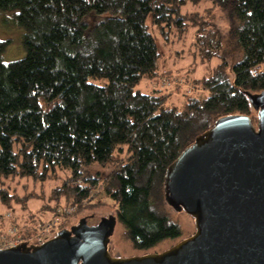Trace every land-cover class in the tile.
<instances>
[{
    "label": "trees",
    "instance_id": "trees-1",
    "mask_svg": "<svg viewBox=\"0 0 264 264\" xmlns=\"http://www.w3.org/2000/svg\"><path fill=\"white\" fill-rule=\"evenodd\" d=\"M0 13L23 32L25 52L5 64L11 42L0 41V224L26 236L66 217L65 228L108 199L103 217L140 255L189 237L165 201L164 174L218 118L243 114L256 126L247 93L264 92V0H0ZM148 18L166 42L193 29L194 56L219 63L199 79L163 73ZM163 75L182 104L159 88ZM142 81L157 88L142 92ZM93 166L112 169L91 175ZM90 214V225L102 218Z\"/></svg>",
    "mask_w": 264,
    "mask_h": 264
},
{
    "label": "water",
    "instance_id": "water-1",
    "mask_svg": "<svg viewBox=\"0 0 264 264\" xmlns=\"http://www.w3.org/2000/svg\"><path fill=\"white\" fill-rule=\"evenodd\" d=\"M247 115L218 118L167 168L169 207L193 221L194 233L160 253H111L116 221L85 219L40 245L0 250V264H264V92L247 93Z\"/></svg>",
    "mask_w": 264,
    "mask_h": 264
},
{
    "label": "rangeland",
    "instance_id": "rangeland-1",
    "mask_svg": "<svg viewBox=\"0 0 264 264\" xmlns=\"http://www.w3.org/2000/svg\"><path fill=\"white\" fill-rule=\"evenodd\" d=\"M209 6V3H200L198 5H190L188 4L184 11H190V12H202L206 7ZM186 11V12H187ZM146 25L148 27V31L150 34L153 35V37L156 40V44L158 47V51L162 54L161 60L165 61L164 66L165 69L163 70V73L166 70H170V72H173V76H178L181 74H188L187 76L190 79H199L203 76L208 75L211 70L219 63L218 59L214 58L209 63H201L199 58L197 56H194V49L192 48V42H193V29H189L187 34L178 41H174L176 39V36L173 35L170 37V41L166 42L164 41L160 36H158V31L151 26L149 18L146 21ZM219 30L222 33H225L226 38V46H229L228 44V34L227 32V26L226 23L221 20L218 25ZM18 29V28H17ZM13 27V23L11 20V17L7 13H0V41H10V47L8 50L3 54L2 56V62L7 64L9 62L21 60L25 57V52L22 48L21 40H22V34L23 32L21 30H17ZM234 52V51H233ZM168 76L163 75L162 78H166ZM161 78V79H162ZM184 85V88L189 89V86ZM182 85V87H183ZM166 86V85H165ZM157 88L154 84H149L147 81H142L140 85L138 86V90L142 92H149L152 89ZM159 88L167 90L171 96L170 101L180 105L183 103L182 93H175V90L168 89L166 87L160 86ZM190 90L196 95L201 98L205 92L203 90H194L190 88ZM111 167H100V166H93L90 170L91 175L98 174L99 176H105L111 171ZM51 186H47V190L50 189ZM106 203L104 207L97 208L96 210H92L95 212V215L98 217L107 216L111 212V204L112 202L108 199H105L103 201ZM39 202H34L31 204L33 207V210H37V207L39 206ZM86 212L84 215L78 214L75 217H73L70 220L69 225H67L65 228H70L71 226L77 224L79 220H81L83 217L90 216V212ZM44 215V214H42ZM92 216V215H91ZM47 218V215H45L44 220ZM175 221L181 226L183 231V236H191L194 233V226L193 221L186 216L185 214H177L174 215ZM48 220V218L46 219ZM68 222V221H67ZM62 228V229H65ZM174 245V242H164L152 249L149 253H160L164 250L169 249ZM111 251L113 255H117L119 257L127 258L131 256H137L141 253L133 251L129 244L123 240L122 234L119 228L115 229V232L111 238Z\"/></svg>",
    "mask_w": 264,
    "mask_h": 264
},
{
    "label": "built area",
    "instance_id": "built-area-1",
    "mask_svg": "<svg viewBox=\"0 0 264 264\" xmlns=\"http://www.w3.org/2000/svg\"><path fill=\"white\" fill-rule=\"evenodd\" d=\"M161 86L170 89L172 83L169 78L161 79ZM166 85V86H165ZM68 218L56 217L46 220L39 225L36 230L26 236L17 234L13 227L5 224H0V250L9 249L20 244L26 245H40L47 240L53 238L55 234L67 223Z\"/></svg>",
    "mask_w": 264,
    "mask_h": 264
},
{
    "label": "flooded vegetation",
    "instance_id": "flooded-vegetation-1",
    "mask_svg": "<svg viewBox=\"0 0 264 264\" xmlns=\"http://www.w3.org/2000/svg\"><path fill=\"white\" fill-rule=\"evenodd\" d=\"M82 219H84V218H82ZM87 220V219H86ZM87 222V221H86ZM89 222H87V224H88ZM88 225H90V224H88ZM66 229H69V227L68 228H66Z\"/></svg>",
    "mask_w": 264,
    "mask_h": 264
}]
</instances>
